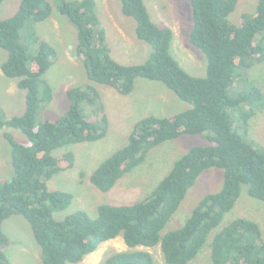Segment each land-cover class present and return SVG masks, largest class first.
<instances>
[{
	"label": "trees",
	"instance_id": "1",
	"mask_svg": "<svg viewBox=\"0 0 264 264\" xmlns=\"http://www.w3.org/2000/svg\"><path fill=\"white\" fill-rule=\"evenodd\" d=\"M189 1L193 16L189 43L207 58L205 77L190 75L174 59L173 31L151 19L146 0H120L123 14L136 22V38L151 46L144 62L129 65L111 55L96 0L54 2L76 29V53L88 80L121 95L131 94L139 77L159 81L190 105L171 117L149 115L136 121L128 142L91 174L98 190L111 191L165 141L199 135L208 142L179 158L149 196L131 204L99 205L95 218L77 210L58 219L56 213L66 210L74 196L49 190L48 182L75 163L73 152L56 156L57 150L106 137L109 119L100 94L92 85L71 87L66 91L68 108L56 118L42 119L41 110L53 99L52 87L43 77L57 52L33 30L54 7L47 0H22L12 17L0 19V48L8 52L1 70L17 79L18 88L26 93L23 114L7 117L0 109V129L14 170L11 179L0 180V264H13L3 251L9 244L3 223L15 214L30 224L44 264L81 263L118 237L129 250L107 256L102 264H155L153 255L140 249L155 246H160L166 264H188L234 208L243 185L250 197L264 201V148L249 133L250 119L264 107V85L248 77V71L264 61V0H258L253 14H243L238 25L229 20L238 0ZM28 28L38 43L36 54L22 43V32ZM13 129L27 142L17 141ZM212 168L224 171L222 188L204 195L181 227L164 233L196 180ZM210 248L212 264H264L261 229L245 218L216 233Z\"/></svg>",
	"mask_w": 264,
	"mask_h": 264
},
{
	"label": "rangeland",
	"instance_id": "2",
	"mask_svg": "<svg viewBox=\"0 0 264 264\" xmlns=\"http://www.w3.org/2000/svg\"><path fill=\"white\" fill-rule=\"evenodd\" d=\"M22 0H5L0 5V19L12 17L19 9ZM53 7L56 0H47ZM97 10L106 30L111 55L122 64L144 62L151 53V46L138 40L135 35L136 22L122 12L120 0H96ZM258 0H238L235 11L229 16L232 24L238 25L243 14H253ZM151 19L173 31L171 54L174 59L192 76L205 77L207 58L203 52L189 43L193 27L192 6L189 0H146ZM33 32L50 43L57 52L56 59L43 79L53 90V99L41 110L42 119L60 116L69 105L67 89L74 86H94L99 94L109 119L106 137L95 142H84L65 146L55 152L56 156L66 152L75 154V163L67 171L55 175L48 182L51 191L62 190L73 194L71 205L56 213L58 219L77 210L86 211L91 217L97 216V208L102 204H131L149 196L158 183L171 171L174 163L195 146L206 145L207 140L199 135H183L165 141L152 148L145 161L123 176L114 188L101 192L90 181L93 171L116 150L122 148L129 139L136 121L154 115L171 117L187 110L190 105L179 99L162 82L137 78L134 90L129 95H121L113 88L91 82L77 56V32L74 26L55 7L52 15L34 26ZM33 32H22V43L32 54L38 52V43ZM8 52L0 48V109L7 117L18 116L26 108L25 91L17 86V79L6 77L1 64L7 60ZM250 82L264 85V61L255 64L249 71ZM19 142H27L20 131L10 130ZM249 133L253 141L264 148V107L249 121ZM10 147L0 129V180L12 178ZM224 171L212 168L202 173L188 192L181 208L167 224L164 233L181 227L199 200L208 193L222 188ZM245 218L256 222L264 239V201L248 195L247 185L242 186L240 197L234 208L228 212L221 224L210 234L208 243L198 256L188 264H212L210 242L213 236L232 221ZM3 231L9 244L3 249L13 264H44L40 246L36 242L30 224L21 215H12L3 223ZM150 252L155 264H166L160 246L141 247ZM122 237L103 243L94 253L78 264H102L105 258L115 252L127 251Z\"/></svg>",
	"mask_w": 264,
	"mask_h": 264
}]
</instances>
